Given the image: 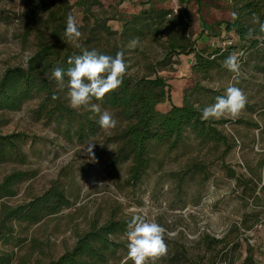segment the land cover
<instances>
[{
    "label": "trees",
    "instance_id": "1",
    "mask_svg": "<svg viewBox=\"0 0 264 264\" xmlns=\"http://www.w3.org/2000/svg\"><path fill=\"white\" fill-rule=\"evenodd\" d=\"M29 1L33 7L31 18H27L20 38L26 42L28 36L34 33L35 48L25 63L7 67L0 75V164L21 166L28 162L24 147L29 136L24 132L3 133L1 127L8 123L7 113L19 111L31 101L36 103L32 109L33 118L54 123L66 139L82 144L96 137L101 129L98 123L100 113L84 107L73 109L67 95V78L64 84L57 82L53 70L57 67L67 70L72 66L68 63L69 59L82 55L84 50H96L113 57L122 52L128 67L121 86L106 94L102 100L94 99L92 102L100 106L101 112L103 109L113 110L120 121L119 130L106 139L107 144L116 145L112 165L128 162L126 183L138 186L160 147H164L168 154L194 152L196 154L190 157L184 168L167 172L166 177L171 179L178 191L187 184L195 187L192 202L199 204L202 190L212 175V164L215 160L223 163L235 146L232 137L224 132L229 118L201 120V110L215 103L216 97L226 92L224 88L213 90L197 82L184 92L181 104H175L171 101L169 83L157 74L156 65H164L173 57L193 55L191 70L204 80H211L213 72L234 75L224 66L230 54L235 53L241 65L248 62L244 52H257L263 48L264 33L260 32L259 24L254 23V17L264 23V0H226L231 19L216 22L215 26L222 32L232 31L236 41L218 45L209 51L197 49L190 32L189 14L182 6L179 10L151 6L138 16L126 18L119 32L112 31L103 20L94 18L91 26L88 24L81 28L83 34H87L85 43L71 46L65 35L67 16L62 12L68 0H42L41 8L47 14L45 18L37 16L35 0ZM151 2L146 0L143 3ZM98 3L99 0H76L75 6L89 13ZM5 20L0 13V23ZM204 27L207 31L213 26ZM45 29H48V34ZM249 29L254 30L251 37L247 35ZM91 40H97L99 44L104 41L107 45L86 46ZM133 40H138V44L130 47ZM227 40L228 37L223 38L222 42ZM149 41L158 44L164 52V58L157 64L141 61V58L147 60L145 44ZM141 67L145 71L139 74ZM164 102H169V107L159 108L158 105ZM247 123L258 128L257 123ZM209 156L212 159H208ZM33 175L32 171L14 168L0 181V264H120L121 258L128 252L126 233L133 218L110 216L102 223L94 219L87 230L76 235L70 249L44 262L39 258L46 255V245L29 236L30 226L56 215L73 202L72 194L59 181L52 182L41 194L23 203L10 205L2 200L14 196L17 185ZM229 175L234 177L233 171L230 170ZM249 197L256 202L259 196L252 190ZM253 218L257 223L249 224L248 220ZM260 222L258 212L245 214V218L232 225L222 238L202 234L197 251L192 250V245L173 243L167 255L157 264H235L244 233ZM230 234H233L231 240L228 239ZM247 260L251 263L250 256ZM123 264L133 263L127 260Z\"/></svg>",
    "mask_w": 264,
    "mask_h": 264
},
{
    "label": "rangeland",
    "instance_id": "2",
    "mask_svg": "<svg viewBox=\"0 0 264 264\" xmlns=\"http://www.w3.org/2000/svg\"><path fill=\"white\" fill-rule=\"evenodd\" d=\"M41 1L35 0L37 16L45 18L47 14L41 8ZM150 1L152 2L149 4L143 3L146 0H99L89 13H84L75 6L76 0H68L62 12L67 18L69 15L75 18L81 32L78 40L70 42L71 46L85 43L87 34H83L81 28L88 24L91 26L94 18L103 20L112 31L119 32L126 18L138 16L151 6L173 10L185 7L189 14L191 36L199 50L209 51L222 45V39L227 37L229 40L225 41L226 44L236 41L232 31L222 32L215 26L216 22L231 19L226 0ZM30 2L0 0V13L3 19L6 18L4 23H0V75L7 67L25 63L35 48L34 33L28 36L26 42L20 38L27 18H31L30 11L33 7ZM204 25L213 27L205 31ZM44 31L48 34V29ZM104 44L107 45L104 41L99 44V41L91 40L86 46L99 47L105 46ZM145 45L147 60L141 58V61L157 64L164 58V52L158 44L149 41ZM243 56L248 62L240 65L238 73L228 76L213 72L211 80H204L199 74L192 72L193 55L173 57L164 65H156L157 74L169 83L171 101L175 104H181L184 92L197 82L213 90L224 88V92L228 86H236L247 96L248 106L237 118L233 119L227 114L224 116L230 119L224 125V132L232 137L235 146L223 163L215 160L212 164V175L203 188L202 198L197 205L192 202L195 187L187 184L178 191L171 179L166 177L167 172L184 168L190 157L196 154L194 152L176 151L168 154L164 147H160L155 151V160L142 183L138 186L126 183L129 163L112 165L116 145L106 143V139L120 127L119 118L113 110L103 109L102 112L106 110L113 115L115 127L107 130L101 128L96 137L82 144L66 139L54 123L43 119L35 120L32 109L36 103L33 101L25 103L19 111L6 114L8 123L1 127L3 133L24 132L29 136L24 147L28 162L21 166L0 164V181L14 168L32 171L34 175L17 185L14 196L2 200L10 205L23 203L32 196L41 194L54 181L61 182L72 194L73 204L70 207L44 218L28 230L29 236L46 245V255L39 257L43 262L70 249L75 243L76 235L87 230L94 219L102 223L110 216H142L154 220L165 229L164 239L168 250L173 243H185L192 245V250L197 251L202 234L222 238L232 225L239 224L245 218V214L258 212L261 222L244 233L235 264H264V45L257 52H244ZM138 71L141 74L145 70L141 67ZM158 106L166 109L169 102ZM241 119L243 121L238 122ZM247 122L257 123L258 128ZM92 144V153H88L89 145ZM208 159L212 157L209 156ZM230 170L234 177L229 175ZM252 190L259 196L256 202L249 197ZM248 223L254 224L255 219H249ZM232 238L233 234H230L228 239ZM249 256L251 263L247 260ZM127 260L126 254L121 258L120 264Z\"/></svg>",
    "mask_w": 264,
    "mask_h": 264
},
{
    "label": "clouds",
    "instance_id": "3",
    "mask_svg": "<svg viewBox=\"0 0 264 264\" xmlns=\"http://www.w3.org/2000/svg\"><path fill=\"white\" fill-rule=\"evenodd\" d=\"M254 23L259 24V30L264 33V23H260L258 17H254ZM249 29L247 35L253 34ZM67 42H74L81 36L79 26L71 15L67 18L65 29ZM138 40L130 42V47H135ZM72 65L67 70L57 67L53 70V76L57 82L64 84L67 78V89L70 106L73 109L90 108L95 113H100L98 123L101 128L110 129L115 127L116 120L108 111L101 112L98 104L93 100H102L106 94L118 89L123 76L127 71L124 54L117 52L115 57L98 53L96 50H84L82 55L69 59ZM224 66L238 73L240 64L238 56L230 54L224 61ZM247 96L244 91L236 86H228L226 94L217 96L215 103L201 110V120L220 119L226 114L233 119L237 118L247 105ZM94 144L89 145L88 153H92ZM165 229L154 220H148L142 216H136L128 225L127 258L133 264H155V261L167 255L168 248L164 239Z\"/></svg>",
    "mask_w": 264,
    "mask_h": 264
},
{
    "label": "built area",
    "instance_id": "4",
    "mask_svg": "<svg viewBox=\"0 0 264 264\" xmlns=\"http://www.w3.org/2000/svg\"><path fill=\"white\" fill-rule=\"evenodd\" d=\"M226 44V42H222V45Z\"/></svg>",
    "mask_w": 264,
    "mask_h": 264
}]
</instances>
